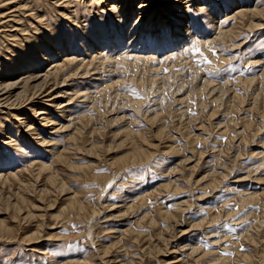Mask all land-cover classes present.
<instances>
[{
  "label": "rangeland",
  "instance_id": "374dc122",
  "mask_svg": "<svg viewBox=\"0 0 264 264\" xmlns=\"http://www.w3.org/2000/svg\"><path fill=\"white\" fill-rule=\"evenodd\" d=\"M62 1L14 0L23 9L7 19L18 25L1 20L6 67L27 38L44 42L50 27L73 33L59 55L46 44L38 66L15 76L57 64L58 82L77 77L66 79V113L51 110L57 125L71 124L66 131L32 122L24 101L0 107V264H264V28L240 29L238 17L227 18L239 7H255L262 18L264 0H236L182 44L145 43V28L125 16L126 39L115 47L111 35L93 49L74 36L94 22L118 27L114 10L98 0ZM9 2L0 0V15ZM219 2L214 7L227 5ZM217 27L228 34L213 40ZM8 112L29 122L18 125ZM180 220L184 227H174ZM191 247L210 255L194 263Z\"/></svg>",
  "mask_w": 264,
  "mask_h": 264
},
{
  "label": "bare ground",
  "instance_id": "6f19581e",
  "mask_svg": "<svg viewBox=\"0 0 264 264\" xmlns=\"http://www.w3.org/2000/svg\"><path fill=\"white\" fill-rule=\"evenodd\" d=\"M11 1L12 2H9L8 5L10 6V4H11V6L13 8L8 10V12H5V13L1 14L0 15V21L1 20L3 21V20H5L7 18H10V17H15L14 14L20 13V11L23 9V7H22V5L20 3L16 4L17 0H16V2H14L15 5L13 4L14 0H11ZM98 1L100 2V4L103 5V6L101 5L102 9H104L103 7H106V9H107V6H109L108 9H109L110 13L112 12V10H114L115 13H113V15L115 14V17L117 19L116 21L118 23L117 24L118 27L115 25L116 27L110 28L109 26L108 27L103 26L102 24H100L98 22H94L92 27H88V26L82 25L81 28H80L81 34H78V36L75 35L74 38L77 39V42L80 45L85 46V47H91L92 48L94 45L98 46L100 44H101V46L104 45L106 47L109 44L107 42L109 40H111L110 39L111 35L113 37V38L112 37L111 38L114 39V41H113L114 42V46L116 45L115 47H117L118 46L117 45L118 42L123 41L124 39H126L127 25H125L123 23V21H125V18H123V17H125V16L126 17H130V18H126V20H128L130 23H132L134 19H135V22H137L139 24L141 23L137 30H139L140 28H143V27L145 28V30H143V32L140 34L141 38L143 39L142 41L146 40L145 43H147L148 40L151 41L152 39H159V41L164 40V41L170 42L171 44H182V43H184L186 41L187 38H189L191 36L192 37H196V34L198 32H202V34H205L206 30L209 29L210 27H212L213 24L215 23L214 18L218 17L219 12L221 10L229 9L228 7H231V5L233 3H236V0H226L227 1V5L224 4V5H221L219 8H216V7H214L215 5H219V4H223V3L219 2V0H210L209 5L207 7V6H203L204 5L203 4V0H151L150 2H148L147 0L146 1L145 0H123V1L122 0H108V1H106V0H98ZM188 1H190V3H191L190 6L187 5ZM3 2H5V0H3ZM200 2L202 4H200ZM62 3H66V5H67L68 0H63ZM198 4H200V5H198ZM4 5H7V4H4ZM66 5H65V7H66ZM197 5H198V7L196 8ZM189 7H193V9H198V11L194 10L195 11L194 13H196L195 15H190ZM67 8H69V7H67ZM117 8L119 9L118 11L116 10ZM187 8H188V10H187ZM148 9H152L150 16L146 15L147 11H149ZM256 9L257 8H255V7H253V8H251V7L250 8L239 7L238 9L236 8V10H233L234 12L229 14V16L227 18L233 19V18L238 17L240 19L239 20V23L241 25L240 29H245V30H251V29L256 30V29H259V28L263 29L264 28V15H261L262 18H257L256 15L258 13L256 12ZM262 9H264V6L261 7L257 11H261ZM130 13H134V14L131 15ZM202 13H203V15H202ZM129 14H130V16H129ZM27 15H29V14H27ZM194 17H196V18L194 19ZM227 18H225V19H227ZM15 19L16 18H14V20L13 19L12 20L11 19H7L6 21L7 22L8 21H12V23L15 24V23H17ZM252 19H258V21L254 22ZM71 20H69V21H71ZM75 20H76V22H78L77 21L78 19H75ZM2 21L0 22V25H1V23H4ZM71 24H72V22H71ZM16 25H18V23ZM10 27L12 29V27H14V25H11ZM77 28H78V26H77ZM154 28H156L157 31H155ZM11 29H9V30H11ZM12 31L13 32L19 31L20 35H22V38H20L21 41L24 40L23 37H24L25 34L23 32V29H19L18 27H14ZM72 34L73 33H71V32H67V31H63V30L61 32H59V31L56 30V28L50 27V28H48L47 34L46 35H42L43 36L42 39L44 40V42H40L34 37V38H27L26 39L27 40V46H26V44H24V46H21L19 44L20 50H21V52H20L21 56L17 55V58L15 57L16 58L15 61L13 59H8L7 58L6 61H5L7 67L5 66V64H0V104H2V105H0L1 108L2 107L3 108L7 107L8 108L7 110H13L15 108L12 106V102L17 103L18 100L19 101L21 100L22 102L23 101L26 102V104H24L26 106L22 108L23 111L32 110V111L28 112L29 115L32 117V119H31L32 122L33 121L36 122V120H38L39 124L41 123V125L43 127L46 124H48V122H49V124L46 126L48 128L47 130H52V129H54V130L60 129L61 131L68 130V128L70 127L71 124L70 125L67 124L68 122L65 124V122L62 121L63 122L62 124L57 125L56 121H55L56 119L52 115H54V116H56V115L57 116H63L66 113L65 110H67L69 103H71V102L67 101L68 99H66V97L63 95L64 93L67 94V89L66 88L69 85V84H66V79H73V78L77 77V75L74 74V76H73V75L70 74V75L61 77L60 81L58 82L57 79H59V78L54 76V74H52V71H51L52 69H55V68L58 67L57 64H53V66H50V68H48L47 70H39V69H36V70H33V71L31 70L25 77L24 76L21 77L20 74H19V76H15V74L18 73L19 70L23 71L24 68L28 69V68H31V67L34 68L35 66H38V65H36L37 61L35 59L38 56H43V55L45 56V53L47 51L46 46H45L46 44H48L50 46V48H55L56 49L55 54L58 53V55H59V51L62 50L63 46L66 45L65 47H67V43L69 42V40H71L73 38ZM221 34L227 35L228 33L226 34L225 30L219 29L217 27L213 40L217 39V38H221L220 37ZM236 35H234L232 37L235 38V37H237ZM225 37H227V36H225ZM225 37H224V39H225ZM127 40L129 41V37L127 38ZM135 40L137 41V39H135ZM21 41H20V43H21ZM111 44H113V43H111ZM97 46H95V48ZM230 47H231V49H235L236 48V47H234V45L230 46ZM57 48H59V49L57 50ZM111 48H112V45H111ZM88 50H90V49H88ZM129 56L131 57V55H129ZM50 65H51V63H50ZM77 68H79V67H77ZM44 69H46V68H44ZM100 69H101V67H100ZM263 70H264V68H263ZM80 72H78V73H80ZM90 72H92V70ZM86 73H88V70L83 71V74H85V76H86ZM94 73L96 74V72H94ZM24 75H25V73H24ZM98 75H99V73H98ZM205 87H206V83H205ZM210 89H211V87H210ZM179 93H180V91H179ZM52 109L55 111L54 113L56 115L51 112ZM157 110H159V109H157ZM6 114H10V112H8ZM10 115H12V114H10ZM16 116L17 115H12V119L15 120V122L18 125H20L21 123L23 124V123H25L27 121L29 122V120H27L29 116L27 117V115L24 116V119L23 118L22 119L17 118ZM155 116H156V114H155ZM153 120H154V118H153ZM30 125L31 124L29 123V126ZM25 126H26V124H25ZM31 128H32V126H31ZM28 129H30V128H28ZM160 129H161L160 131H158V129H157V134L159 132V135H160V132L164 128L161 127ZM47 133H49V132H47ZM154 133H156V131ZM16 134H17V131H16ZM23 134H25V133H23ZM157 134H156V137H157ZM19 135H21V133ZM25 136H28L29 139L32 137V136L30 137L29 135H26V134H25ZM37 137H39V136H37ZM150 138H152V137H150ZM31 140H33V139L31 138ZM40 141H42V139ZM43 145L50 148L49 151H46L47 153L53 152V144L44 143ZM38 146L41 147V143L38 144ZM132 147H133V152H136L137 155H140L138 153H142L143 152L142 148L135 147L134 145ZM169 147H170V149H174L175 148L173 146H169ZM0 149L3 150L2 148H0ZM42 152H45V151H42ZM43 170H44V168H43ZM208 174H209V172H208ZM184 204H186V203H184ZM179 210H181V209H179ZM183 225H184V222H182V221L181 222L177 221V223H174V227H178V228L184 227ZM178 228H176V229H178ZM180 230L181 229H178V231H176V232L180 233V235H183L185 232L184 231H180ZM184 247H185V245H184ZM177 250H178V248L175 245L174 246L170 245L167 248V252L169 254L177 253ZM185 251L187 252L186 255L188 257L192 258L194 263L197 260H199L200 258L206 257L207 255L208 256L210 255L208 253H201V251H198L197 247H191V248H188V249L185 248ZM213 260H215V262H213L212 259H210V260H208L207 264H213V263H217L218 262V260L216 258H214ZM219 260L221 261L222 259H219ZM225 260L226 259H223L221 261L222 264H225V262H224ZM180 261H182V259H180V260H178V259L166 260V261H161V264H175V263H178ZM119 264H121V263L119 262ZM204 264H206V263H204Z\"/></svg>",
  "mask_w": 264,
  "mask_h": 264
},
{
  "label": "snow or ice",
  "instance_id": "6c2138e0",
  "mask_svg": "<svg viewBox=\"0 0 264 264\" xmlns=\"http://www.w3.org/2000/svg\"><path fill=\"white\" fill-rule=\"evenodd\" d=\"M191 51H195L196 53L200 52L199 48L195 46L191 49ZM205 62H207L206 58H205Z\"/></svg>",
  "mask_w": 264,
  "mask_h": 264
}]
</instances>
